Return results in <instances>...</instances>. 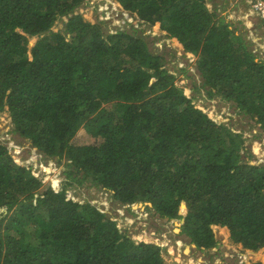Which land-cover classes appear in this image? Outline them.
<instances>
[{"label":"trees","instance_id":"obj_1","mask_svg":"<svg viewBox=\"0 0 264 264\" xmlns=\"http://www.w3.org/2000/svg\"><path fill=\"white\" fill-rule=\"evenodd\" d=\"M116 1L198 55L209 96L236 103L264 130V59L244 26L233 28L206 0ZM84 2L0 0V110L66 176L46 185L0 142V264H167L161 246L73 200L70 186L88 180L118 206L149 202L158 217L181 222L198 250L219 245L213 225L264 250V162L251 154L254 163L243 162L242 135L194 102L138 27L105 32L106 21L78 12ZM31 36L39 37L32 48ZM82 127L94 143H71Z\"/></svg>","mask_w":264,"mask_h":264},{"label":"rangeland","instance_id":"obj_2","mask_svg":"<svg viewBox=\"0 0 264 264\" xmlns=\"http://www.w3.org/2000/svg\"><path fill=\"white\" fill-rule=\"evenodd\" d=\"M206 1L210 10L217 11L220 16L225 15L227 17L226 21H234L233 28L237 25L239 27L244 26L246 34L243 37L247 42H250V49L258 54L259 60L260 58L264 59L261 53L262 47H259L258 42L255 44L252 39V35L262 26H257L255 23V26L246 28L243 24L245 17L249 18L250 15V3L248 0ZM109 11L112 15L109 14ZM78 12L82 13L86 20H90L93 23L99 22V19H107L105 32L108 33L112 32L115 34L118 28H126L130 32L131 24L136 26V28L138 27L136 34L141 35L147 41L150 51L158 53L165 58L164 67L178 74L177 84L185 88L188 94L194 97V102L199 107H202L203 110H206L210 117L226 126L228 130L242 135L245 140L242 154L246 155L243 162L254 163L255 159L250 160L251 155L264 162V130L261 123L257 122L255 115L253 118L244 115L236 103L224 100L221 95L209 96L207 89L210 86L202 85L204 78H201L198 68V55L184 51L183 47L174 41V38L168 37L167 32L160 29L159 24H155L150 28L145 23H139L136 13L132 14L126 11L125 15V11L122 10V6L116 0H85L79 7ZM120 13H123V15ZM67 20L68 16L58 19L53 29L55 31L62 29ZM29 38V47L32 48L39 37L31 36ZM259 42L264 48V41ZM183 66H188V71L184 72L182 70ZM192 85H196L198 89L193 90ZM11 129H13V123L7 107L3 111L0 110V142L7 146L16 162L19 161L27 165L31 174L40 180L43 181L45 179L46 185L51 184L52 180L55 183L56 179L62 183L66 177L63 162L59 163L58 158L46 159L44 154L32 146L30 141L11 131ZM11 138L13 140L12 146L6 144L11 141ZM95 141V138L82 127L71 140V143L80 145L94 143ZM89 184V180L86 182L75 181V184L68 189L73 200L79 202L90 201L99 208L103 207L104 212L115 215L118 219V225L137 241H150L157 245L165 244L162 249L167 264H190L191 261L190 263L187 262L189 258L193 257V255L202 254L194 248L189 237L182 233V223L179 221L170 223L158 217L150 207L152 206L151 203L138 202L131 209L127 208L128 206H118L117 201L112 198V191ZM213 229L219 245L216 249L211 248L205 251L204 254L208 264L264 263L263 249L253 251L245 248L242 243L234 242L228 235L227 228L225 229L220 225H213Z\"/></svg>","mask_w":264,"mask_h":264},{"label":"built area","instance_id":"obj_3","mask_svg":"<svg viewBox=\"0 0 264 264\" xmlns=\"http://www.w3.org/2000/svg\"><path fill=\"white\" fill-rule=\"evenodd\" d=\"M248 2L250 3V12H249L250 13V15H249L250 19L257 21V22H253L254 25L256 23L257 26H262V28H259L252 35V39H253L255 44H256V42H258L259 47H262V56L264 57V48H263L262 44L259 42V41H264V0H248ZM6 139H4V140H6ZM8 139L10 140V138H8ZM6 144L12 146L13 145L12 138H11V141L9 143H6ZM156 240L158 241V239H156ZM206 263H207V260L205 259L204 255H202V254L198 255L197 258L194 259V264H206Z\"/></svg>","mask_w":264,"mask_h":264},{"label":"clouds","instance_id":"obj_4","mask_svg":"<svg viewBox=\"0 0 264 264\" xmlns=\"http://www.w3.org/2000/svg\"><path fill=\"white\" fill-rule=\"evenodd\" d=\"M121 5V4H120ZM122 6V5H121ZM116 11V10H115ZM115 11H113V12H115ZM109 14H111L110 13V11H109ZM112 15V14H111ZM100 20H104V21H107V19H99V21ZM247 28V27H246ZM175 41V40H174ZM177 43H179L178 41H176ZM180 44V43H179ZM181 45V44H180ZM183 49V48H182ZM262 53V52H261ZM264 58V57H263ZM76 201V200H75ZM102 210H104V209H102ZM226 228V227H225ZM229 235V234H228ZM157 239V238H156ZM147 243H151L150 241L149 242H147ZM192 244V243H191ZM160 245V244H159ZM193 246H194V248L196 249V245L195 244H192ZM161 247L162 246H165V244H162V245H160ZM163 248V247H162ZM215 249L217 248V246L216 247H214ZM211 249V248H210ZM210 249H206V250H198V249H196V250H198V251H200L201 253H202V255H204V257H205V251H207V250H210ZM249 250H252V249H249ZM253 251H255V250H253ZM198 255H200V254H198ZM197 255V256H198ZM197 256L196 255H193V257H191V258H189L188 259V261L187 262H189L190 263V261H191V263L190 264H194V259L195 258H197ZM177 259V258H176ZM205 259H206V257H205ZM207 260V259H206ZM206 264H208V261H207V263Z\"/></svg>","mask_w":264,"mask_h":264},{"label":"crops","instance_id":"obj_5","mask_svg":"<svg viewBox=\"0 0 264 264\" xmlns=\"http://www.w3.org/2000/svg\"><path fill=\"white\" fill-rule=\"evenodd\" d=\"M246 19V20H245ZM245 19H244V25H245V27H247V28H251V26H255L254 24H253V22H257V21H254L253 19V21L250 19V17L249 18H247V17H245Z\"/></svg>","mask_w":264,"mask_h":264},{"label":"flooded vegetation","instance_id":"obj_6","mask_svg":"<svg viewBox=\"0 0 264 264\" xmlns=\"http://www.w3.org/2000/svg\"><path fill=\"white\" fill-rule=\"evenodd\" d=\"M122 10L125 11V13L124 12L123 13L126 15L127 12H126V10L123 7H122ZM123 13H120V14L123 15Z\"/></svg>","mask_w":264,"mask_h":264}]
</instances>
